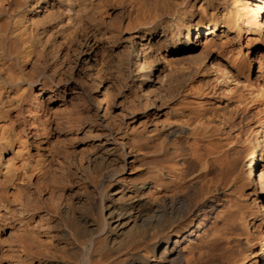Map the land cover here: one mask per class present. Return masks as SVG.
<instances>
[{
  "label": "bare ground",
  "instance_id": "bare-ground-1",
  "mask_svg": "<svg viewBox=\"0 0 264 264\" xmlns=\"http://www.w3.org/2000/svg\"><path fill=\"white\" fill-rule=\"evenodd\" d=\"M69 1L66 23V14L42 9L47 0H0V115L11 112L4 88L53 87L68 73L88 90L99 111L105 107L104 118L110 116V108L117 105L115 95L103 99L97 86L111 70L112 44L118 43L122 53L113 66L126 88L119 103L131 115L153 108L155 122L147 127L143 120L142 129L128 140V130L105 124V137L94 147L75 148L73 155L68 151L63 162L72 185L59 189L48 211L54 240L45 242L32 231L26 229L23 235L13 229L8 251L2 253L0 243V264L5 257L11 264H264V168L258 175L264 108L258 111L259 122L247 126L233 146L234 116L211 111L203 98L196 104L180 87L191 73L200 74L210 54L203 51L190 70L167 56L178 44L196 60L195 34L204 27L208 32L221 27L258 32L264 43L259 9L250 0ZM75 5L97 10L81 15L83 8ZM237 5L241 13L250 7L254 22L236 11ZM118 9L122 23L103 27L97 12L104 16ZM31 63L32 73L26 72ZM213 67L227 83L236 76L221 62L213 61ZM247 71L250 76V64ZM257 93L264 99V83ZM44 126L46 134L47 120ZM18 140L20 151L27 152L26 140ZM38 140L40 146L43 138ZM149 143L158 151L153 177L127 175L130 159ZM35 158L26 156L20 180L30 182L35 173L43 180L46 162L42 156ZM11 199L21 213L34 215L39 208L26 186L15 185ZM12 217L20 230L22 221Z\"/></svg>",
  "mask_w": 264,
  "mask_h": 264
},
{
  "label": "rangeland",
  "instance_id": "rangeland-1",
  "mask_svg": "<svg viewBox=\"0 0 264 264\" xmlns=\"http://www.w3.org/2000/svg\"><path fill=\"white\" fill-rule=\"evenodd\" d=\"M47 1L42 9H45V12L54 10L52 12L62 16L66 14L64 17L66 23H69L68 6L70 1ZM109 1L114 4L119 3L118 0ZM250 3L251 6L259 9L258 21L261 26L260 31L264 34V0H250ZM78 7L81 8L82 6L75 5V8L80 10ZM91 8L81 9L80 14L84 15L85 13L86 15L87 12H90L89 10L94 14L97 8L94 6ZM234 9L240 12L238 5ZM44 13L39 12V15L43 17ZM119 14V9L113 11L110 15L104 14V16H100V12H97V16L101 17L103 27L117 25L121 21L118 18ZM241 14L244 15L245 19L247 18L246 20L249 23L254 22L250 7ZM33 15H35V12L32 11L31 16ZM126 22L123 21V25ZM93 25L90 24L91 27ZM195 35L198 36L193 52L197 57L196 60L190 58L184 48H180L178 44L168 49L170 53L167 56L170 60L173 59L179 67L184 65L190 70L189 64L197 63L203 51L205 55L210 54L201 64L200 69L202 71L200 74H196V76L195 73H191V80L188 78L180 87L183 95L192 99L193 102L197 101L196 104L203 98L205 106L211 111L224 112L229 116H234L237 125L232 131V138L235 139L233 146H237V138L243 137V131L247 126L259 122L261 115L258 111L260 108H264V99L257 93V86L264 83V43L257 38L258 32H249L244 29L236 31L221 27L215 32H208V27H204L201 34ZM96 42L101 46L104 44V40L99 39ZM120 43L122 45L123 42ZM112 48L114 57H110L111 70L105 72L104 78L97 86V92L103 99L111 93L115 95L117 101L116 107L110 108V116L106 118H104L105 107L99 111L88 90L79 87L78 82L68 73L63 76V80L60 82L61 85L55 83L53 87L46 86L43 88V85H36L34 88H30L28 85L20 84L17 89L13 86L1 90L9 94L10 98H5V100L6 105L11 110L9 114L0 115V152L3 151L0 153L2 154L0 156V199H3L1 204L8 203V206L3 208L2 205L0 208V243L4 247L2 253L8 251V246L15 237L12 232L13 229H17L18 234L23 235H25L26 229L32 231L45 242L54 240L55 229L52 226L51 214L48 211L51 209L52 201L57 197L59 189L72 185L68 182L70 173H68V169L63 162L65 155H68L71 151L73 152L75 148L81 150L82 148L94 147L97 142L104 139L106 125H110L109 127L114 129L115 127L116 129L121 127V131L128 130V137H124V140H128L138 128L142 127L143 120H146V123L148 122L147 127L155 122L153 108L140 109L137 110L135 115H131L119 103L126 88L123 78L119 77L114 66H116L121 56L122 48L118 43H113ZM213 61L221 62L223 65L230 67L236 75L235 78H232L228 83L225 77L219 78L221 74L218 73L216 68H212ZM248 64L252 67L250 76L247 74ZM33 66V63H31L25 67V71L32 73ZM210 69L211 71H209ZM246 84L247 86H245ZM199 93H202V95L198 96ZM17 98L19 101L16 100ZM168 105L167 102L162 107L161 114L168 109ZM46 120L49 122L47 128L49 130L46 134H43L46 129L44 126ZM135 125L136 129L133 128ZM19 137H21V140H26L29 147L27 152L20 151ZM40 138H43V141L38 146L37 143ZM128 151L130 152V149ZM71 153L69 155H73ZM137 153H135L137 154L136 157L130 159L127 175L137 179H151L153 177V166L158 155L155 144H146ZM27 155L33 158L42 156L43 161L46 162L45 176L42 181L38 180L39 175L37 173L34 174L30 182L26 183L20 180L21 168ZM258 166L259 175L260 169L264 168V155ZM70 169L74 170L75 167L72 166ZM258 175L257 179L259 180ZM46 180H49V182L46 183ZM15 185L30 188V192L35 197V204L39 206L34 215L27 211L23 213L19 210L15 211L16 205L11 199ZM12 216H18L19 220L22 221L20 230L18 229L19 222L12 223ZM244 241L246 244V240ZM10 259L5 257L3 261L5 264H11L9 263L12 262Z\"/></svg>",
  "mask_w": 264,
  "mask_h": 264
}]
</instances>
